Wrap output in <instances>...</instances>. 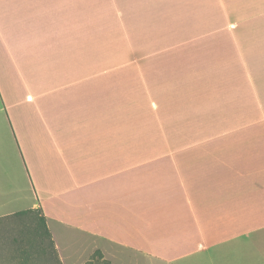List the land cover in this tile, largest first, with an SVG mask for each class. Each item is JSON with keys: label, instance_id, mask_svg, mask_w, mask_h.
<instances>
[{"label": "crops", "instance_id": "obj_1", "mask_svg": "<svg viewBox=\"0 0 264 264\" xmlns=\"http://www.w3.org/2000/svg\"><path fill=\"white\" fill-rule=\"evenodd\" d=\"M30 208L61 264H264V0H0V217Z\"/></svg>", "mask_w": 264, "mask_h": 264}, {"label": "rangeland", "instance_id": "obj_2", "mask_svg": "<svg viewBox=\"0 0 264 264\" xmlns=\"http://www.w3.org/2000/svg\"><path fill=\"white\" fill-rule=\"evenodd\" d=\"M34 216L0 219V264H56L45 259L42 251L50 249L49 239L39 235Z\"/></svg>", "mask_w": 264, "mask_h": 264}, {"label": "trees", "instance_id": "obj_3", "mask_svg": "<svg viewBox=\"0 0 264 264\" xmlns=\"http://www.w3.org/2000/svg\"><path fill=\"white\" fill-rule=\"evenodd\" d=\"M36 214L38 215L37 220H36V225L40 229L39 235L41 234L42 236H46L49 239L50 249L49 250L46 249L42 251L43 254L45 255V259H47L48 261H52L54 259L56 264H61L59 260V256L55 249L54 242L51 238V233L49 232L47 225H46V218L41 208H34V209L30 208V209L21 210V211L15 212L13 214H10L4 217H0V219L17 217V216H32V215H35L34 218L36 219ZM84 264H113V263H111L110 260L104 258L100 250H96L92 253L90 258Z\"/></svg>", "mask_w": 264, "mask_h": 264}]
</instances>
